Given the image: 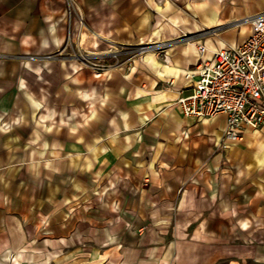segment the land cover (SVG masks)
<instances>
[{"label": "crops", "instance_id": "0c3cea01", "mask_svg": "<svg viewBox=\"0 0 264 264\" xmlns=\"http://www.w3.org/2000/svg\"><path fill=\"white\" fill-rule=\"evenodd\" d=\"M73 3L0 0V264H264V123L220 148L226 114L178 103L187 73L242 44L252 24L238 22L264 0ZM183 33L197 36L167 59L151 51L100 75L28 58ZM20 105L46 108L18 129Z\"/></svg>", "mask_w": 264, "mask_h": 264}, {"label": "built area", "instance_id": "2783aa9c", "mask_svg": "<svg viewBox=\"0 0 264 264\" xmlns=\"http://www.w3.org/2000/svg\"><path fill=\"white\" fill-rule=\"evenodd\" d=\"M250 22L252 32L240 45L227 46L214 50L200 58L197 70L187 73L194 78L192 92L181 95L178 103L187 116L212 117L219 113L226 114V126L219 140L220 148H228L233 141L242 138L243 126L258 129L264 123V10L239 20L238 23ZM204 30L200 34L207 33ZM199 35V34H198ZM196 34H185V40H192ZM173 41H158L139 44H115L99 51L78 49L65 52L59 49L44 55H29V59L52 60L75 58L91 67L94 73L108 71L120 66L119 56L135 52L146 53L152 50H166ZM203 55L207 48L198 43ZM201 55V56H202ZM115 58L108 62V57ZM143 56V55H142ZM164 58L167 59V53Z\"/></svg>", "mask_w": 264, "mask_h": 264}, {"label": "rangeland", "instance_id": "374dc122", "mask_svg": "<svg viewBox=\"0 0 264 264\" xmlns=\"http://www.w3.org/2000/svg\"><path fill=\"white\" fill-rule=\"evenodd\" d=\"M67 2H68V7H69V10L70 11H75L74 9V3H73V0H67ZM80 11V10H79ZM201 32V31H200ZM199 32V33H200ZM186 33H183L180 37H178V38H175V39H172L171 41H173V43H172V45L173 44H176V43H180V42H184V41H186L184 38H183V36L185 35ZM190 35V34H189ZM194 35V34H193ZM147 43V42H146ZM150 43H152V42H150ZM127 44H133V43H127ZM81 49H83V48H81ZM131 49H133V51H131L130 53H126V52H123L120 56H119V61L121 62L120 63V66H118V67H116V68H128L129 66H131V64L135 61V60H137V59H142V58H144L146 55H147V53L148 52H146V53H143V52H140V50H138V52H135L136 51V48H131ZM168 48H166V50H167ZM85 50V49H84ZM135 50V51H134ZM166 50H152V51H156L158 54H159V56L160 57H164V55H165V53H167V51ZM149 52H151V51H149ZM143 55V56H142ZM107 61L109 62H114L115 61V58H113L112 56L111 57H108L107 58ZM83 63V62H82ZM84 64V63H83ZM109 71V70H108ZM107 71H102V72H100V73H97L96 72V74L97 75H100V74H105ZM40 93V92H39ZM24 96V93L21 91L20 92V96ZM40 96V95H39ZM52 107V106H51ZM46 108V106H43V105H39V107L37 108V107H35V105H33V106H26V105H20V106H17V111H13V113L12 114H14V115H16L17 117H16V127L18 128V129H21V128H23V129H25L24 128V125H25V122H24V120H25V118L26 117H29V118H32V116L33 117H40L41 115H42V112H43V110ZM86 110L84 109V108H82L81 109V112L83 113V112H85ZM32 112H33V115H32ZM67 112H70L69 110H67ZM67 114V115H66ZM68 115H70V113H65V118L68 116ZM40 139H41V137H39ZM26 144V137H19V139H18V145H19V151H20V148L22 147V146H24ZM31 144V143H30ZM23 149H24V147H23ZM26 155H28L27 153H25V152H19L18 153V160H19V163H23L24 161H25V159H26ZM33 156H34V160L35 159H37L38 157H40L42 154H32ZM43 155H45V154H43ZM53 155H57V154H53ZM19 166H21V165H19Z\"/></svg>", "mask_w": 264, "mask_h": 264}]
</instances>
